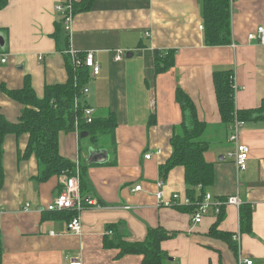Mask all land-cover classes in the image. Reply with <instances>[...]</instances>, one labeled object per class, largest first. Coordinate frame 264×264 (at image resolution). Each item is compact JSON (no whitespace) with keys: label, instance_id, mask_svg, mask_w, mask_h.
Returning <instances> with one entry per match:
<instances>
[{"label":"crops","instance_id":"obj_1","mask_svg":"<svg viewBox=\"0 0 264 264\" xmlns=\"http://www.w3.org/2000/svg\"><path fill=\"white\" fill-rule=\"evenodd\" d=\"M69 1L80 0H7L0 9V58L6 55V62H0V82L8 89L22 87L28 77L41 97L46 84L67 79L64 54L56 50L52 33L61 18L55 6ZM230 8L231 43L223 46L203 41L201 0H93L88 9L72 15L67 31L71 60L91 51L99 66L95 75L89 69L83 102L93 116L113 113L115 145L107 136L86 139L83 145L75 130L60 134L59 152L85 161L91 198L99 206L83 205L76 212L80 233L68 231L69 210L46 209L62 189L63 177L38 181L35 158L18 156L27 135L7 134L0 188L2 264H68L74 259L81 264H142L141 255H119L118 249L104 246L109 224H116L128 240L144 239L153 227L174 232L161 242L167 254L163 264H238L239 254L251 264H264V120L243 121L240 140L249 157L246 168L237 172L228 156L233 143L212 81L216 70L233 72L238 110L257 108L264 99V44L247 37L258 26L264 29V0H230ZM118 49L130 51L131 57L114 60ZM154 50L174 51L175 63L166 72L155 74ZM177 86L207 124L204 158L213 165L214 179L204 192L213 198L237 193L250 207L251 231L246 233L240 232L238 209L222 208L217 227L239 233L235 251L209 235L217 215L210 212L201 223L192 222L191 210L181 201L188 187L183 167L171 168L161 179L159 166L171 154L170 138L181 121L174 98ZM21 108L0 92V112L8 121L17 122ZM89 147L104 151L106 160L87 164ZM176 194L178 202L167 204ZM26 203L28 210L23 209Z\"/></svg>","mask_w":264,"mask_h":264},{"label":"trees","instance_id":"obj_2","mask_svg":"<svg viewBox=\"0 0 264 264\" xmlns=\"http://www.w3.org/2000/svg\"><path fill=\"white\" fill-rule=\"evenodd\" d=\"M93 0L71 2L72 15L86 10ZM7 0H0V9ZM203 41L207 46H223L231 43V8L230 0H201ZM56 50L63 52L67 79L62 83L46 84L43 95L38 97L25 78L22 87L8 89L0 82V92L7 93L12 99L22 105L17 122L8 121L0 112V188L3 184V140L7 134L18 137L27 135V143L19 158L33 156L38 165V181H46L51 177H69L75 173V162L64 157L59 152V138L61 133L77 130L79 143L82 140H97L107 136L115 145L116 122L112 112L105 116H93L91 122H86L84 116L83 89L88 83L89 68L84 64L73 65L69 53V34L64 28L63 19L55 22L52 33ZM154 72L163 73L175 63L173 50H154ZM231 70H216L212 73L215 98L222 123L227 125L236 118L242 121L264 120V99L254 109L238 110L235 107L234 88ZM174 98L179 105L181 121L174 129L170 138L171 154L159 166L161 179L165 180L169 170L175 166L184 169V180L187 184L186 196L190 200H198L204 195V188L213 183L214 172L211 162L206 161L204 152L208 148V141L204 140L207 124L197 116L196 106L180 87L175 88ZM77 100V101H76ZM87 132V136L80 137V132ZM79 149L81 145L79 144ZM85 161H79V192L82 201L91 197V185L86 176ZM188 210L192 206H187ZM68 211V210H62ZM240 232L251 231V210L243 203L238 208ZM68 221L76 215V211H68ZM223 210L217 215V222L211 225L209 235L224 240L235 251L236 242L230 232L218 229V220ZM109 234V235H108ZM174 232L163 227L148 228L142 240H128L119 231L116 224L107 226V235L103 244L108 248L119 250V255L138 254L142 256V264H163L167 254L161 250V242L174 236ZM3 244L0 237V264H2Z\"/></svg>","mask_w":264,"mask_h":264},{"label":"built area","instance_id":"obj_3","mask_svg":"<svg viewBox=\"0 0 264 264\" xmlns=\"http://www.w3.org/2000/svg\"><path fill=\"white\" fill-rule=\"evenodd\" d=\"M150 1V0H146ZM55 10L59 13L61 18L63 19L64 27L67 31L70 28V22L72 19L71 13V2H67L65 4H57L55 6ZM147 34V33H146ZM249 40H257L258 43L264 44V29L263 26H258L255 32H251L248 34ZM126 54L125 50L118 49L115 51L114 60L118 61ZM71 56L72 52H71ZM0 62H6V55H3L0 58ZM73 65H81L84 64L87 66L92 75H95L99 72V66L94 60L93 52L88 51L84 54L82 59L72 57ZM232 84L234 90L237 89V85L235 83L234 75H232ZM87 92V88L83 89V93ZM77 101V100H76ZM84 116L86 118V122H91L93 118V109L90 107L84 108ZM243 125V121L239 119H234L228 126V140L233 143V151L228 153L233 160V163L236 167L237 172L243 171L246 168V162L249 157V148L247 145L243 144L240 140V129ZM150 153L145 155V158H149ZM75 173L69 177H63L62 181V189L58 192V194L52 199L50 204L47 206L48 211H58V210H69V211H80L83 205L86 206H99V204L95 201V199L89 197L82 201L80 192H79V161L76 159L75 161ZM140 185L134 187L135 190L140 189ZM161 197V192L157 193V198ZM179 200L177 194L173 195L171 200L167 201V204L177 203ZM182 203L185 206H192L191 209V219L193 223H201L203 217L208 215L210 212L214 215H218L221 209L225 206H235L237 209L242 204V200L240 199L237 193L225 196L224 198H213L211 194L204 193L202 197L198 200H190L187 196H185L182 200ZM169 202V203H168ZM24 210L29 209V204L26 203L23 207ZM68 231L79 234L81 231V222L79 216L74 215L67 223ZM50 234H53L50 231ZM232 239L239 244V233L232 235ZM238 264H251L252 261L248 259H243L241 255H238L237 258ZM68 264H81V262L77 259L71 260Z\"/></svg>","mask_w":264,"mask_h":264},{"label":"water","instance_id":"obj_4","mask_svg":"<svg viewBox=\"0 0 264 264\" xmlns=\"http://www.w3.org/2000/svg\"><path fill=\"white\" fill-rule=\"evenodd\" d=\"M3 37L0 34V46H3ZM132 53L130 51L126 52L125 56L126 57H131ZM87 136V132H80V137L84 138ZM106 160V154L104 153V151L102 150H96L93 149L91 147L88 148V157L86 159V163L90 164V163H94V162H103Z\"/></svg>","mask_w":264,"mask_h":264},{"label":"rangeland","instance_id":"obj_5","mask_svg":"<svg viewBox=\"0 0 264 264\" xmlns=\"http://www.w3.org/2000/svg\"><path fill=\"white\" fill-rule=\"evenodd\" d=\"M125 56V55H124ZM102 138V137H101ZM84 140H82V144L84 145L85 144V141L83 142ZM94 141H96V140H94ZM62 181H63V178L61 179V184H62Z\"/></svg>","mask_w":264,"mask_h":264}]
</instances>
